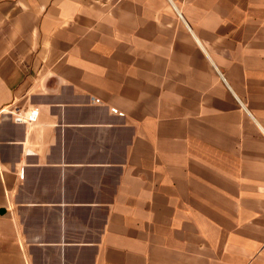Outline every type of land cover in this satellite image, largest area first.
<instances>
[{"label":"crops","instance_id":"crops-1","mask_svg":"<svg viewBox=\"0 0 264 264\" xmlns=\"http://www.w3.org/2000/svg\"><path fill=\"white\" fill-rule=\"evenodd\" d=\"M0 264H264V0H0Z\"/></svg>","mask_w":264,"mask_h":264},{"label":"built area","instance_id":"built-area-1","mask_svg":"<svg viewBox=\"0 0 264 264\" xmlns=\"http://www.w3.org/2000/svg\"><path fill=\"white\" fill-rule=\"evenodd\" d=\"M38 116H39V110L37 108H35V109H31L30 111H27L23 114L18 113L15 118L17 120H24L25 122L32 123V122L37 121Z\"/></svg>","mask_w":264,"mask_h":264}]
</instances>
